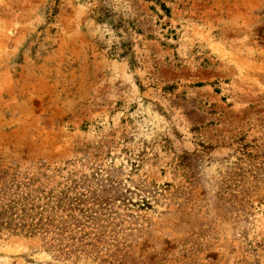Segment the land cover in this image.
Listing matches in <instances>:
<instances>
[{"label": "rangeland", "instance_id": "1", "mask_svg": "<svg viewBox=\"0 0 264 264\" xmlns=\"http://www.w3.org/2000/svg\"><path fill=\"white\" fill-rule=\"evenodd\" d=\"M0 212V264H264V0H0Z\"/></svg>", "mask_w": 264, "mask_h": 264}, {"label": "trees", "instance_id": "2", "mask_svg": "<svg viewBox=\"0 0 264 264\" xmlns=\"http://www.w3.org/2000/svg\"><path fill=\"white\" fill-rule=\"evenodd\" d=\"M164 8V7H163ZM164 10L166 11V12H168V9H166V8H164ZM7 213L6 212H0V227H2L3 226V222L1 221V219L6 215ZM5 224H7V225H9L8 223H5ZM33 227H34V225H28V231L29 230H33Z\"/></svg>", "mask_w": 264, "mask_h": 264}]
</instances>
